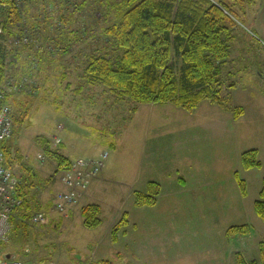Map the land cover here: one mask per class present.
I'll list each match as a JSON object with an SVG mask.
<instances>
[{
  "label": "rangeland",
  "instance_id": "374dc122",
  "mask_svg": "<svg viewBox=\"0 0 264 264\" xmlns=\"http://www.w3.org/2000/svg\"><path fill=\"white\" fill-rule=\"evenodd\" d=\"M27 1L23 13L28 12L30 22L20 25L27 28L30 42L8 53L0 89L11 114L28 108L10 144L22 157L17 173L33 189V210L45 211L46 220L32 224L14 217L0 242V259L6 253L23 264H237L240 257L259 259L264 220L253 203L264 178V120L257 110L255 117H234L233 108L256 109L263 67L256 19L264 0H230L235 23L225 37L228 56L217 63L222 98L231 104L222 107L204 99L193 111L171 101L136 103L86 75L87 56L106 47L102 29L115 18L114 11L104 19L91 0L85 5L82 0H32L26 6ZM75 5L80 8L73 18L60 22L59 14L69 16ZM23 32L12 30L10 39ZM171 61L177 71L179 62ZM42 140L73 160L70 168L57 171ZM249 149H257L260 167L243 168L241 154ZM101 154L107 155L102 167L76 190L67 173L77 161L96 162ZM237 177L245 182L246 196ZM149 182L159 184L155 203L136 205L134 194L146 192ZM59 201L64 204L56 205ZM92 204L99 206L100 222L86 226L82 208ZM242 225L250 228L248 234H227Z\"/></svg>",
  "mask_w": 264,
  "mask_h": 264
},
{
  "label": "trees",
  "instance_id": "16d2710c",
  "mask_svg": "<svg viewBox=\"0 0 264 264\" xmlns=\"http://www.w3.org/2000/svg\"><path fill=\"white\" fill-rule=\"evenodd\" d=\"M0 1L9 5L3 14L6 19L4 27L8 33L16 30L17 22L26 23V19L30 22L26 10L18 14L10 0ZM31 1L28 0L26 6L42 0ZM86 1L82 0L80 3L85 5ZM91 1L99 6L104 19L109 18L111 11H114L115 16L105 23L102 29L104 46L106 49L110 47L111 51L106 53L104 48L103 51H93L87 56L84 71L91 80L109 88L120 97H128L141 104H163L171 101L182 109L193 111L202 100L208 99L222 107L230 106V101L225 103L222 98L224 86L220 79L221 65L217 63L228 56L225 37L229 34L231 25L235 23L231 17L235 11L230 0H179L177 4L176 0ZM105 5L108 8L105 9ZM79 8L78 5L73 6L68 11L69 16L59 14V21L66 23ZM44 20L46 21V17ZM64 32L66 33L61 31ZM172 57L180 64L177 71L171 61ZM6 65V56L0 50V81L4 78ZM227 99L230 100L228 97ZM15 104L20 105V102ZM24 109L18 116L11 114L13 132L1 147L4 167L18 180L16 194L22 203L16 211V216L20 221L29 219L34 213L35 199L27 180L17 173L20 172L22 160L19 150L10 144L16 132V125L22 122L23 117L27 118L29 115L28 108ZM233 111L234 117H239L242 114V106L233 108ZM41 144L44 145L45 154L55 161L57 171L70 168L73 160L51 150L45 140H42ZM13 149L15 153L12 152ZM241 164L244 169L260 167L257 149L244 151L241 154ZM25 169L33 173L30 168ZM237 182L241 194L246 196L245 182L238 177ZM158 193L159 184L149 182L146 192L134 194V203L153 205ZM253 208L256 215L264 220V178ZM98 212L97 204L84 206V224H99ZM11 221L13 222L14 218H11ZM249 232L250 228L242 225L230 227L227 234ZM259 248V259L245 261L240 257L237 264H264V240L259 243ZM8 254L11 255L6 253L2 255V259Z\"/></svg>",
  "mask_w": 264,
  "mask_h": 264
},
{
  "label": "built area",
  "instance_id": "2783aa9c",
  "mask_svg": "<svg viewBox=\"0 0 264 264\" xmlns=\"http://www.w3.org/2000/svg\"><path fill=\"white\" fill-rule=\"evenodd\" d=\"M14 9L21 14L25 0H10ZM9 5L0 1V50L5 54L6 59L11 50H16L22 45H27L30 42V36L27 34L26 27L20 24H26L25 21L17 22L16 29L23 30V34H18L10 39L9 33L6 31L4 25L6 19L3 14ZM20 27V28H19ZM10 48H9V47ZM13 132V120L11 115V108L5 101L4 91L0 89V242L5 240L9 231L12 228L11 218H17L16 211L21 206L22 200L17 197L16 188L18 180L11 174L9 170L4 167V154L1 149L3 143L8 140ZM106 154H101V158L96 162L77 161L75 170L72 171L66 178L70 182L76 183V190L88 184L90 172H98L103 160L106 159ZM99 164V165H97ZM64 178V177H63ZM75 190V191H76ZM66 195H64L65 199ZM64 201L56 202V205L62 206ZM46 220L45 211L34 212L28 219L32 224H40ZM0 264H23L20 260L0 259Z\"/></svg>",
  "mask_w": 264,
  "mask_h": 264
},
{
  "label": "crops",
  "instance_id": "0c3cea01",
  "mask_svg": "<svg viewBox=\"0 0 264 264\" xmlns=\"http://www.w3.org/2000/svg\"><path fill=\"white\" fill-rule=\"evenodd\" d=\"M246 14V13H245ZM256 25H257V31L259 32L260 36L258 37V39L256 38L255 40L257 41L258 45L261 47L262 49V61H263V67L260 70H258V89H257V105H256V109L254 106H250V105H244L242 106V116L244 115H248L255 117V110H257V116L260 118H263L264 120V89L262 88L263 84H264V1H262L261 4V10L260 13L258 14V17L256 19ZM258 32L256 33L258 35ZM263 71V72H262ZM262 121V120H261ZM262 125H264V122L262 123ZM93 184H97L96 181ZM94 187H98L97 185L93 186L90 188V191H93L92 189H94ZM89 191V192H90Z\"/></svg>",
  "mask_w": 264,
  "mask_h": 264
},
{
  "label": "water",
  "instance_id": "95a60500",
  "mask_svg": "<svg viewBox=\"0 0 264 264\" xmlns=\"http://www.w3.org/2000/svg\"><path fill=\"white\" fill-rule=\"evenodd\" d=\"M5 259H11V258H13L11 255H6L5 257H4Z\"/></svg>",
  "mask_w": 264,
  "mask_h": 264
}]
</instances>
